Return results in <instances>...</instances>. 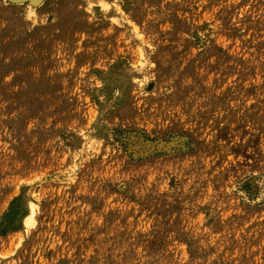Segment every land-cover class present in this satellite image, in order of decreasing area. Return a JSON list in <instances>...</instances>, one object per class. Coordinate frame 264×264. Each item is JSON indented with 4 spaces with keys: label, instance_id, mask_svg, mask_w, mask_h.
Instances as JSON below:
<instances>
[{
    "label": "rangeland",
    "instance_id": "1",
    "mask_svg": "<svg viewBox=\"0 0 264 264\" xmlns=\"http://www.w3.org/2000/svg\"><path fill=\"white\" fill-rule=\"evenodd\" d=\"M0 264H264V0H0Z\"/></svg>",
    "mask_w": 264,
    "mask_h": 264
},
{
    "label": "water",
    "instance_id": "2",
    "mask_svg": "<svg viewBox=\"0 0 264 264\" xmlns=\"http://www.w3.org/2000/svg\"><path fill=\"white\" fill-rule=\"evenodd\" d=\"M151 147H148L147 149H150Z\"/></svg>",
    "mask_w": 264,
    "mask_h": 264
}]
</instances>
